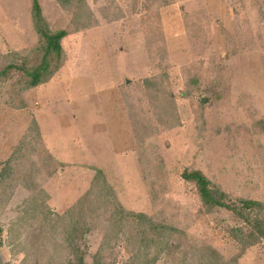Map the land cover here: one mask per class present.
Returning <instances> with one entry per match:
<instances>
[{
  "label": "rangeland",
  "instance_id": "374dc122",
  "mask_svg": "<svg viewBox=\"0 0 264 264\" xmlns=\"http://www.w3.org/2000/svg\"><path fill=\"white\" fill-rule=\"evenodd\" d=\"M86 1L98 26L63 40L60 72L23 94L24 110L0 99V264H27L22 249L35 231L32 207L45 202L51 216H62L90 188L94 172L82 165L101 170L127 210L165 219L191 242H207L229 259L236 250L226 230L243 224L224 210L198 217L195 190L180 175L199 170L228 193L264 202V0ZM28 4L0 0V54L33 39L23 18ZM39 4L50 24L66 23L53 0ZM156 38L165 52L150 56L148 43ZM149 78L173 100V130H163L150 109L143 84ZM32 117L39 140L28 131ZM131 118L150 125L153 135L137 140ZM48 154L69 166L50 174ZM27 155L37 157V196L18 176L16 161ZM91 224L77 242L79 252L53 264L130 262L133 244L126 236L108 245L99 221ZM171 246L155 259L154 245L148 260L187 264L185 245ZM237 264H264V241Z\"/></svg>",
  "mask_w": 264,
  "mask_h": 264
},
{
  "label": "trees",
  "instance_id": "16d2710c",
  "mask_svg": "<svg viewBox=\"0 0 264 264\" xmlns=\"http://www.w3.org/2000/svg\"><path fill=\"white\" fill-rule=\"evenodd\" d=\"M53 3L58 7L59 15L61 11L67 18L66 23L59 22L53 26L45 18L39 0H29L27 14L23 18L24 20L28 18L29 22V25H26L29 29L26 35L29 39H33L27 41V46L20 51L7 50L0 54V85L6 90L1 91L0 99L5 100L6 106L24 110L26 105L21 98L23 94L46 85L62 69L65 62L63 40L69 34H78L98 26L86 0H53ZM160 40L151 39L148 43L150 56L165 52ZM153 82H155L153 78L143 81L150 109L163 130H173L178 127L173 100L164 94L156 82ZM32 118L28 131L33 133V139L39 140L38 124ZM131 120L135 124L134 129L140 134L135 133L137 140L143 141L153 135L150 125L140 124L133 118ZM28 148L33 154V150ZM36 158L31 159L27 155L21 156L16 161V163L20 162L21 166L18 176L22 188H25L28 193H34L35 196L41 193L37 186L36 176L40 170L36 165ZM45 158L47 165L54 168L50 174L63 171L69 166L58 162L50 154ZM82 167L94 172L91 186L62 216H51L49 208L45 207V202H41L39 207L33 205L31 211L36 212L37 215L33 216L29 225L34 226L35 231L31 230V238L25 249H22L26 255L27 264H42L43 261L53 264L57 260L62 261L70 256L71 251L79 252L75 248L77 242L82 239L84 233L91 230L92 220L99 221V231L102 232L104 242L108 245L110 241L121 240L122 234L126 236L125 241L133 244L130 248L132 259L126 264H152V261L148 260L152 247L154 245L159 247V250L154 252L155 259H157L169 251L167 246L172 247V243L178 248H183L185 245L183 259L187 264H237L248 249L264 241V202L228 193L199 170L185 168L180 175L182 180L195 190L199 203L198 217H205L214 210H224L230 212L243 224L242 227L232 226L226 230L227 236L233 242V250H236L227 260L209 243L188 240V234L179 226L172 225L165 219L156 220L154 215L127 210L119 202L114 189L109 185L101 170L86 165ZM154 169L155 176L160 177L161 168L154 166ZM244 226L246 229L243 228ZM19 232L20 237L24 239L21 227ZM44 234L48 237L45 242ZM57 239L59 242H64L62 251L57 245ZM71 246L74 247L73 250L70 249ZM100 255L101 253H97L93 262H96ZM82 262L83 260L79 259L78 264Z\"/></svg>",
  "mask_w": 264,
  "mask_h": 264
}]
</instances>
